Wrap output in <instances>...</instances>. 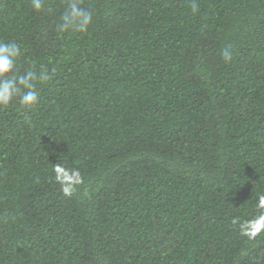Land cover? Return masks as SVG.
Returning a JSON list of instances; mask_svg holds the SVG:
<instances>
[{"label":"trees","instance_id":"16d2710c","mask_svg":"<svg viewBox=\"0 0 264 264\" xmlns=\"http://www.w3.org/2000/svg\"><path fill=\"white\" fill-rule=\"evenodd\" d=\"M66 7L0 0L39 93L0 109V264H264V0Z\"/></svg>","mask_w":264,"mask_h":264},{"label":"clouds","instance_id":"9594fccd","mask_svg":"<svg viewBox=\"0 0 264 264\" xmlns=\"http://www.w3.org/2000/svg\"><path fill=\"white\" fill-rule=\"evenodd\" d=\"M34 11L40 12L44 9L45 0H30ZM193 11L196 10V3H192ZM92 24V13L81 7V0H67L66 10L61 14L57 30L65 33H86ZM23 55V50L18 43L0 42V109L7 108L15 99L26 108H33L39 100V93L36 90L35 81L37 73L28 70L22 74L17 71V62ZM225 62L232 59V53L228 47L221 52ZM55 179L61 186L65 196H71L76 187L83 183V177L78 169H68L60 164L54 165ZM72 180L69 181L68 177ZM261 205H264V196L260 197ZM264 228V216L255 222ZM254 237L257 232L245 233Z\"/></svg>","mask_w":264,"mask_h":264}]
</instances>
